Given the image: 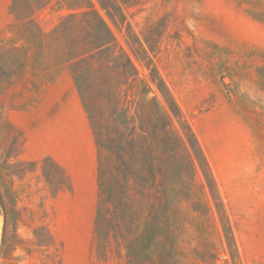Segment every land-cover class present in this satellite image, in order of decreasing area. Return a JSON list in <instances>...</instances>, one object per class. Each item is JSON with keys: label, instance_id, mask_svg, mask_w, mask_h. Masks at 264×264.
<instances>
[{"label": "rangeland", "instance_id": "rangeland-1", "mask_svg": "<svg viewBox=\"0 0 264 264\" xmlns=\"http://www.w3.org/2000/svg\"><path fill=\"white\" fill-rule=\"evenodd\" d=\"M92 1L141 77L135 49L153 59L212 192L199 160L190 152L191 180L183 155L167 251L141 250L137 230L98 241V155L61 28L71 11L36 12V39L0 0V264H264V0H117L120 25ZM81 26L77 18L70 34ZM146 205H135L141 226Z\"/></svg>", "mask_w": 264, "mask_h": 264}, {"label": "trees", "instance_id": "trees-1", "mask_svg": "<svg viewBox=\"0 0 264 264\" xmlns=\"http://www.w3.org/2000/svg\"><path fill=\"white\" fill-rule=\"evenodd\" d=\"M94 1L115 24L125 20L117 0ZM52 3L71 11L61 28L70 72L98 155L99 204L94 235L106 243L111 237L135 236L137 230L142 243L136 245L141 250L149 247L154 255L165 253L172 243L170 206L182 196L181 190L172 189V185L185 187L182 157L187 156L186 168L193 180L196 170L190 152L194 154L212 192L214 179L205 155L153 59L145 49L141 56L135 49L134 57L146 72L141 77L123 49L114 43L92 0H10V13L21 27L32 25L36 31L29 34L37 39L40 33L33 16ZM77 18L82 26L70 34ZM24 30L18 35L20 39L25 38ZM138 202L147 203L142 226L137 224Z\"/></svg>", "mask_w": 264, "mask_h": 264}]
</instances>
